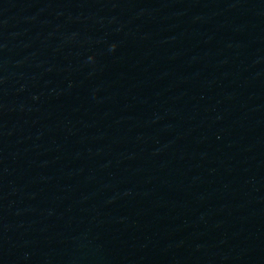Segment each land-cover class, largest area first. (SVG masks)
I'll list each match as a JSON object with an SVG mask.
<instances>
[{
    "label": "water",
    "instance_id": "water-1",
    "mask_svg": "<svg viewBox=\"0 0 264 264\" xmlns=\"http://www.w3.org/2000/svg\"><path fill=\"white\" fill-rule=\"evenodd\" d=\"M0 264H264V0H0Z\"/></svg>",
    "mask_w": 264,
    "mask_h": 264
}]
</instances>
